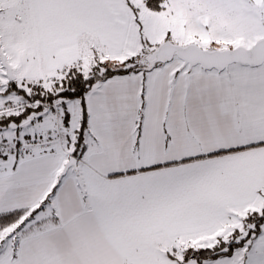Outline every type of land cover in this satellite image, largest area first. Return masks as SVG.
<instances>
[{
  "label": "snow or ice",
  "instance_id": "obj_1",
  "mask_svg": "<svg viewBox=\"0 0 264 264\" xmlns=\"http://www.w3.org/2000/svg\"><path fill=\"white\" fill-rule=\"evenodd\" d=\"M0 264H264V0H0Z\"/></svg>",
  "mask_w": 264,
  "mask_h": 264
}]
</instances>
